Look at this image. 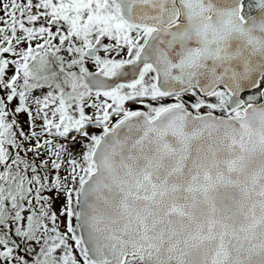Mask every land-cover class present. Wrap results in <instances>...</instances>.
<instances>
[{
  "label": "snow or ice",
  "instance_id": "6c2138e0",
  "mask_svg": "<svg viewBox=\"0 0 264 264\" xmlns=\"http://www.w3.org/2000/svg\"><path fill=\"white\" fill-rule=\"evenodd\" d=\"M0 264H264V0H0Z\"/></svg>",
  "mask_w": 264,
  "mask_h": 264
}]
</instances>
